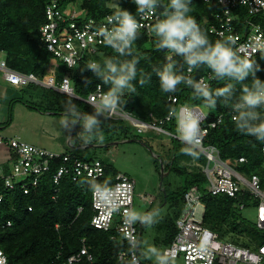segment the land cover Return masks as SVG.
<instances>
[{
	"label": "trees",
	"instance_id": "obj_1",
	"mask_svg": "<svg viewBox=\"0 0 264 264\" xmlns=\"http://www.w3.org/2000/svg\"><path fill=\"white\" fill-rule=\"evenodd\" d=\"M69 1L72 0H64V3ZM48 2L49 0H0V52L5 54L7 64L13 69L21 72H34L43 77L47 74L49 66L52 65V54L39 40L40 27L46 22ZM112 2L113 0H92L86 2L85 5L89 10V15L101 18L112 12L106 6ZM117 3L134 15L136 14V6L129 0H118ZM191 8V15L197 19L209 38L212 41L222 39L210 32V26L215 23L216 14L221 11V5L216 0L211 2L192 0ZM239 11L241 21L249 17L245 8L240 7ZM253 19L264 22V18L260 14L255 15ZM135 47L147 57V59L141 60L138 67L145 72L152 73V79L142 88L137 84L138 95L124 97L123 110L140 120L150 121L151 114L157 118L164 117L169 112V108H175L178 103L197 104L203 107L202 101L194 99L192 90L183 85L171 95L161 92L158 77L152 70L153 67H159L164 63L166 53L155 50L151 35L141 31L140 39L137 40ZM100 50V54L94 56L93 59L102 60L105 56L115 55L110 48L103 44L100 46ZM251 59L264 67V51L253 55ZM88 62L83 61L73 68H68L65 64L58 65L56 72L58 79L68 74L77 94L84 98L100 83L99 80L92 77L90 72H84L83 76L90 77L92 83L86 86L82 82L81 70ZM209 73V70L204 68L191 75L200 79ZM259 75L264 78V72ZM210 85L213 88L221 86L213 79H210ZM55 92L57 109L60 111H63L65 101L69 98L73 99V103L81 112L92 111L88 102L56 90ZM170 96H176L178 103H173L169 99ZM219 116H222V121L216 127L209 129L204 144L216 146L222 159L236 170L247 176L259 175L261 184L264 186V144L236 132L231 122L230 110L222 105L207 112L206 122L216 120ZM168 124H174V121ZM101 127L104 134L102 143L127 138L136 139L131 128L122 123V119L107 117L103 119ZM78 132L79 128L77 127L72 136V143L74 146L83 148L71 151V154L89 161L101 158L106 166L103 182L85 176L73 180L72 176L67 174L56 186L52 181V176L60 160H53L51 169L42 175L38 185L31 186V190L27 194L19 187L7 189L0 184V192L3 193V200L0 203V248L5 251L10 264H51L57 256L64 259L78 252L83 243L93 253L94 264H120L117 255L120 249L117 247V242L120 240L121 234L91 225L94 214L93 191L88 184L89 181H94L100 185H110L119 171L112 173L109 163L96 153L95 150L100 146H88L98 142L84 144L78 138ZM176 140L177 142L170 149L169 162L164 161L162 164H164V172L174 171L183 176V184L178 189L182 194L183 201L186 192L192 186L197 185L204 192L202 200L206 205L204 214L206 226L216 231L220 236L229 232L237 233L244 238L243 245L250 248H257L264 243L263 230L256 226H245L240 220L241 209L237 204V199L227 195H212L205 192L207 182L205 174L197 167L188 170V163H182V160L190 162L194 157L183 154L182 149L185 145L181 140ZM197 152L198 156L195 159L201 162L205 161L204 155L199 150ZM241 157H244L245 160L239 161ZM111 174L113 175L111 176ZM81 181L84 183L82 184ZM242 198L246 200L247 196ZM253 203L255 202L247 201V206L249 207ZM79 207H82L80 211ZM176 232L177 223L175 231L169 239V245ZM126 246L125 242L124 247L126 248Z\"/></svg>",
	"mask_w": 264,
	"mask_h": 264
},
{
	"label": "built area",
	"instance_id": "obj_2",
	"mask_svg": "<svg viewBox=\"0 0 264 264\" xmlns=\"http://www.w3.org/2000/svg\"><path fill=\"white\" fill-rule=\"evenodd\" d=\"M92 0H49L46 6V22L40 27L39 40L43 46L68 68L76 67L83 61L95 60L94 56L100 54V39L95 35L96 29L105 18L89 15L85 3ZM211 2L213 0H204ZM221 5V11L216 14L215 23L211 24L210 32L221 38L232 36L236 41V51L241 56L252 57L261 52L257 49L264 48V22L254 20L260 14L264 18V0H216ZM245 8L249 15L245 20H240L239 8ZM140 20V17L137 16ZM144 27L141 31L149 34V25L152 21H140ZM150 35V34H149ZM55 67V68H54ZM49 66L47 74L43 77L34 72H21L10 67L6 60L0 61L4 78L14 86H24L30 83L44 85L56 91L69 95L74 89L75 95L88 103L98 99L96 89L91 91L86 98L77 94L71 77L66 74L57 78L56 66ZM210 83V73L200 78ZM173 103H178L176 96L169 98ZM175 114L164 117H154L150 121H143L134 117L122 108L107 117L125 119L137 132L156 131L181 140L179 134L165 128V125L177 119L188 117L198 120L201 135L195 142V148L205 157V163L193 158L190 162L200 167L207 178L205 192L212 195H227L237 199L239 208H247V201L255 202L251 207H256L257 227L264 231V186L257 174L247 176L236 170L227 161L222 159L219 149L214 145H205V137L209 129L216 127L222 116L216 120L207 121V113L200 105L178 103L174 108ZM5 143L14 152V159L9 170L0 166V184L7 189L19 187L24 193H29L31 186H36L43 174L51 169L53 160L60 163L53 172L52 181L57 186L64 175H71L73 180L81 176L98 179L103 182L106 166L101 158L83 160L69 152H54L46 148L26 142L20 137L3 140L0 133V144ZM264 154V146H263ZM245 158H239L244 161ZM57 190V189H56ZM204 192L197 185L192 186L184 196V206L177 219V232L165 252L171 258L182 257L184 264H264V243L257 248L240 245L234 241L222 242L220 235L206 226L204 214L206 205L202 200ZM247 196L244 200L242 197ZM135 180L125 172H117L112 184L103 190L97 189L92 193V207L94 214L91 225L105 231L131 233L141 237L140 226L130 225L125 219V212L134 208ZM3 193L0 192V203ZM249 206V207H250ZM82 207H79L80 211ZM10 224V222H8ZM84 241V239H83ZM120 259V258H119ZM0 264H10L5 251L0 248ZM51 264H94V255L88 246L83 243L78 252L67 258H57Z\"/></svg>",
	"mask_w": 264,
	"mask_h": 264
},
{
	"label": "clouds",
	"instance_id": "obj_3",
	"mask_svg": "<svg viewBox=\"0 0 264 264\" xmlns=\"http://www.w3.org/2000/svg\"><path fill=\"white\" fill-rule=\"evenodd\" d=\"M129 2L136 6L135 15L119 3H109L106 6L112 10L111 15L95 32L101 43L115 55L90 60L81 70L82 82L86 86L92 83V79L83 76L84 72H90L100 81L96 85L98 99L89 103L92 111L81 112L73 99L69 98L63 106L61 126L69 133L78 127V138L84 144L93 141L102 143L103 119L122 108L125 96L139 94L137 84L142 88L151 82L152 73L138 67L141 60L147 57L135 47L144 27L140 21L144 20L152 21L149 34L154 40L155 50L166 53L164 63L152 70L158 77L161 92L174 94L181 85L191 89L194 99L202 101L207 109L215 110L221 105L228 108L236 132L264 144V78L259 75L264 72V67L250 57L241 56L236 51V41L232 36L212 41L191 15L192 0ZM257 50L264 51V48ZM204 68L209 70L210 78L221 86L213 88L205 80L191 75ZM74 95L73 89L69 96ZM168 111L175 114L174 108L170 107ZM178 134L185 145L183 154L194 158L198 156L194 145L201 135L199 121L189 114L179 122ZM88 184L92 191L107 187L94 181ZM162 218L159 207L146 211L129 208L125 212L128 224L139 223L145 228H152ZM117 247L120 249L117 254L120 264H143L144 261L172 264L166 252L131 233H123Z\"/></svg>",
	"mask_w": 264,
	"mask_h": 264
},
{
	"label": "rangeland",
	"instance_id": "obj_4",
	"mask_svg": "<svg viewBox=\"0 0 264 264\" xmlns=\"http://www.w3.org/2000/svg\"><path fill=\"white\" fill-rule=\"evenodd\" d=\"M117 1L113 0L112 3H117ZM51 61L52 65L50 66L58 67V65H62L54 57H51ZM202 108L206 113L210 110L204 106ZM122 123L131 128L136 139H122L118 143L110 144L112 141H116L112 140L108 142V145L97 147L95 151L109 163L112 173L114 171L125 172L135 180V209L140 211L151 210L155 207L161 209L163 218L158 224L152 228H145L139 223L137 225L140 226L141 239L149 241V243L165 252V249L169 246V239L175 231L177 217L184 206L182 194L178 191L183 184V176L176 174L174 171L161 173L162 163L164 161L169 162L170 149L177 140L156 131L137 132L131 126V123L125 119H122ZM165 127L178 134L177 119L174 124H167ZM205 161L202 162L205 163ZM182 163H188V170H192L194 167L200 168L186 160H182ZM162 175L164 176L163 179ZM207 185L206 182L205 187ZM240 213V220L245 226L257 227L256 207H247L240 210ZM219 239L222 242L234 241L240 245H243V241H245L243 237L234 232L222 234ZM171 261L172 264H184L182 257L171 258ZM143 264H150V262L144 261Z\"/></svg>",
	"mask_w": 264,
	"mask_h": 264
},
{
	"label": "crops",
	"instance_id": "obj_5",
	"mask_svg": "<svg viewBox=\"0 0 264 264\" xmlns=\"http://www.w3.org/2000/svg\"><path fill=\"white\" fill-rule=\"evenodd\" d=\"M1 60H6L3 52H0ZM56 99L55 90L44 85H12L0 68V133L3 140L20 137L28 143L60 153L82 149L73 145L72 132L61 126L63 111L57 109ZM14 157L7 144H0V166L6 171Z\"/></svg>",
	"mask_w": 264,
	"mask_h": 264
},
{
	"label": "water",
	"instance_id": "obj_6",
	"mask_svg": "<svg viewBox=\"0 0 264 264\" xmlns=\"http://www.w3.org/2000/svg\"><path fill=\"white\" fill-rule=\"evenodd\" d=\"M73 133H74V131L71 133V137L73 136ZM125 140H132V139H125ZM70 142H71V139L69 140ZM119 141L118 140H116V141H112L110 144H115V143H118ZM92 146H101V145H97V144H91ZM107 145V144H106ZM161 172L162 173H165L164 172V164L162 165V168H161ZM169 171H167V173H168ZM163 175H162V179H163ZM164 191H165V189H164Z\"/></svg>",
	"mask_w": 264,
	"mask_h": 264
}]
</instances>
